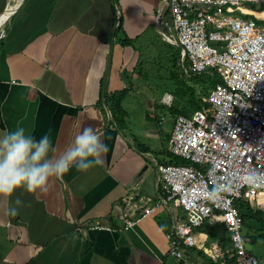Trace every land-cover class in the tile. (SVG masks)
<instances>
[{"label":"crops","instance_id":"obj_1","mask_svg":"<svg viewBox=\"0 0 264 264\" xmlns=\"http://www.w3.org/2000/svg\"><path fill=\"white\" fill-rule=\"evenodd\" d=\"M161 2L26 0L7 24L0 45V134L17 127L37 140L50 134L59 154L92 126L107 152L103 165L88 174L73 168L63 182L52 179L46 192L20 189L13 197L0 199V264H218L203 248L220 241H210L203 227L197 232L199 246L187 251L183 260L170 254L167 231L184 212L162 190L157 163L165 154L161 142L157 146L155 142L167 136L165 148L170 151L173 131H163L166 118H156L155 109H164L175 120L170 110L177 102L175 92L166 91L155 109L153 102L139 124L132 122L129 109L140 90L134 82L145 65L149 74L164 57L175 68L170 74L174 89V72L178 68L183 72L176 60L179 48L165 39L155 22ZM7 3L0 0V9ZM121 18L131 44H121L115 35ZM124 90L128 93L121 104L127 117L119 124L99 102L106 93ZM169 94L171 106L165 101ZM142 128L153 145L141 138ZM131 194L135 198L128 210L134 219L157 199L163 200L162 208L124 230L117 206L127 207L125 198ZM17 197L21 204H15ZM9 207H16L17 214H9ZM98 224L111 229L92 228ZM251 226L260 228L255 222Z\"/></svg>","mask_w":264,"mask_h":264},{"label":"built area","instance_id":"obj_2","mask_svg":"<svg viewBox=\"0 0 264 264\" xmlns=\"http://www.w3.org/2000/svg\"><path fill=\"white\" fill-rule=\"evenodd\" d=\"M251 4L262 7L264 0H162L156 16L162 35L179 48L188 77L211 73L221 79L204 99L212 105L211 115L197 111L175 119L169 149L188 164L158 165L164 197L185 214L167 231L170 254L177 259L199 246L198 227L216 221L228 226L232 246L212 243L203 248L208 256L221 264L233 258L235 264H264L246 247L236 205L245 200L264 211V26L246 9ZM253 172L260 182L249 179ZM134 198L128 195L127 207L117 206L124 230L162 208L157 199L134 219L128 210Z\"/></svg>","mask_w":264,"mask_h":264},{"label":"clouds","instance_id":"obj_3","mask_svg":"<svg viewBox=\"0 0 264 264\" xmlns=\"http://www.w3.org/2000/svg\"><path fill=\"white\" fill-rule=\"evenodd\" d=\"M57 152L50 134L37 140L23 127L0 134V199H9L20 189L29 193L46 192L52 179L63 182L73 168L78 173H90L103 165L107 145L98 130L88 126L59 154ZM249 179L257 183L262 177L253 172ZM21 203L17 197L15 204ZM8 211L16 215L18 210L9 207Z\"/></svg>","mask_w":264,"mask_h":264},{"label":"trees","instance_id":"obj_4","mask_svg":"<svg viewBox=\"0 0 264 264\" xmlns=\"http://www.w3.org/2000/svg\"><path fill=\"white\" fill-rule=\"evenodd\" d=\"M5 9V5L0 9V15L3 13ZM258 23L262 24L263 21H259ZM119 35L121 37V44L127 45L131 44L132 40L129 39L127 34H125L124 24H123V18L120 19V22L117 26L115 35ZM4 44L3 39L0 40V45L2 46ZM179 58V53L177 52V58ZM176 80V87L174 89V92L177 97V102L170 110L173 114L176 116L179 114H184L186 116H191L197 111H206L210 112V115L212 114V105L209 102H206L203 100L204 96L210 95L212 89H214L221 81L220 77H213L210 74H201L194 78H192L191 82L187 78L181 75V73L174 72V77ZM198 86L202 87V90H198ZM128 93V90L115 92L111 94H105L103 98L100 100V104H105L111 114L114 120L112 122L116 123H122L125 122L127 117V112L125 111L124 107L122 106V101L126 94ZM170 138V137H169ZM169 140V139H168ZM163 153L167 154L168 149L164 148ZM168 157L163 158L160 163H181L185 162L181 160L179 157L174 156L171 154L170 151H168ZM237 207L240 210V213L243 216L244 219V229H247V234L244 235L245 241L246 237L250 238V241H255L258 236L261 234H255L250 235V231L253 230V227L251 224L253 222L261 224L264 227V212L260 209H256L251 206V204L248 201L245 200H238L236 202ZM217 225V224H216ZM209 235V240H219L223 247H228L231 244V238L228 231V228L223 225L219 226H210L208 223L203 225V228L201 229ZM219 230H223L222 233H219ZM257 231H263V229H258ZM264 236V233L261 234ZM247 244V242H246ZM249 250V249H248ZM253 254L251 250H249ZM204 253V252H203ZM230 264H235V259L230 260Z\"/></svg>","mask_w":264,"mask_h":264},{"label":"rangeland","instance_id":"obj_5","mask_svg":"<svg viewBox=\"0 0 264 264\" xmlns=\"http://www.w3.org/2000/svg\"><path fill=\"white\" fill-rule=\"evenodd\" d=\"M25 2L23 3V5L25 4ZM8 3L10 4L9 0H8ZM15 3H19V0H17ZM6 7H7V5H6ZM246 9H249L250 11L254 12L255 14L251 15V17L255 18L257 20V22L263 21L262 25L264 26V6L259 7V5L256 6V5H252L251 4V5H247ZM16 14L14 16H16ZM247 17H250V16H247ZM119 22H118V24H119ZM156 24H157L158 27H160V25L157 22H156ZM6 31H7V25L4 26V27H2V29H0V40L3 39V36L6 33ZM170 53L172 54V52H170ZM161 58H162V61L158 60L154 64L155 68L153 69V72H149V74H148V68L145 65L144 68H142L140 70V73H139L140 74L139 75L140 76V79L134 82L136 85H138L140 87V90L138 91L139 93L134 97V100L133 101H135V102L134 103H130V105H129V109L133 110L132 116H133L134 120L132 122L134 124H139V123L142 122V117H143L145 111H147L148 109L152 108L153 102H154V109H155V107H156V104L155 103H160L161 102L160 101L161 99L159 100V98H161L166 91H170L171 93L174 91V87H172L173 86V83H172V80L170 79V74H171V71L174 70L175 68L173 67V65L171 63L168 64V61L166 59L164 60V57H161ZM179 59H180V50H179ZM144 61H146V60H144ZM176 70L178 72L180 71L179 68L176 69ZM182 76L186 77L187 75L184 72H182ZM187 79H190V77H188ZM168 96L170 97L172 95L169 94ZM208 96L206 98H208ZM165 101H166V99H165ZM166 104H168V103L166 102ZM172 104H174L173 99H172L171 104H168V105L171 106ZM155 114H156V116H155L156 118L157 117L162 118L163 116H165L166 122H165V124L161 125V127H162L163 131H166L167 133H170L171 134V132L174 131L173 127H174V124H175V120L174 119H171V115L168 114L164 109L163 110H157V109H155ZM166 114H168V115H166ZM179 115H181V114H179ZM182 115H184V114H182ZM137 127L140 128L139 125H137ZM146 132H148L146 130V128L145 129H143V128L140 129L141 138L144 139L143 140L144 142H147L148 144L153 145V143H151L149 141V139H147L145 137L144 133H146ZM160 142H161V148L163 147V149H164L166 147V145H167V136L161 135V140L160 141L159 140L156 141L155 142V146H157ZM171 154H173V153L171 152ZM164 157L165 156L163 155V158ZM160 164H171V163H162V162L160 163V162H158L157 163V170H158V165H160ZM181 164H188V162L187 161L181 162ZM254 208H256V207H254ZM256 209H259V208H256ZM242 218H243V216H242ZM243 222H244V219H243ZM206 223H209V222H206ZM206 223H204V224H206ZM222 225H224V226H226L228 228V226L225 223L222 224ZM81 227L83 228V225H81ZM201 227H203V226H201ZM201 227H198L197 228V231L198 232H199V230H200ZM259 229H263V231H260L259 232L257 230H251L250 231V235H255V234H258L259 235L260 233L261 234L264 233V227L261 224H260V228ZM228 231H229L230 238H231V244L228 247H231L232 246V234H231L229 228H228ZM245 234H247V229H244L243 228V235H245ZM261 234L253 242L250 241V238L249 237H246V242H247L246 247H247V249L251 250L255 256L257 255V257L260 258L264 262V236H262ZM214 243H217L222 249L223 248H228V247H223V245L220 242H214ZM193 248H195V247H192V248L188 249L187 251H189V250H191ZM203 251H204V249H203ZM186 252H185L184 257L182 259H179V260H183L185 258ZM204 254L206 256H208L206 254V252ZM208 257H210V256H208ZM218 264H221V261H219Z\"/></svg>","mask_w":264,"mask_h":264},{"label":"water","instance_id":"obj_6","mask_svg":"<svg viewBox=\"0 0 264 264\" xmlns=\"http://www.w3.org/2000/svg\"><path fill=\"white\" fill-rule=\"evenodd\" d=\"M26 0H20L19 3H17V5L14 7V9L12 8L10 11H9V3L7 4V7L5 8V10L3 11V13L0 15V21L4 20L5 24L6 23H10L11 20L13 19L14 15L18 12V10L21 8V6L23 5V3L25 2ZM10 2V0H9ZM3 23V22H2ZM2 24H0L1 26ZM111 119H112V116H110ZM147 167H144L143 170H141L137 175L136 177L133 179L132 181V184L136 183L137 181H139L140 177L142 176V174L145 172Z\"/></svg>","mask_w":264,"mask_h":264},{"label":"bare ground","instance_id":"obj_7","mask_svg":"<svg viewBox=\"0 0 264 264\" xmlns=\"http://www.w3.org/2000/svg\"><path fill=\"white\" fill-rule=\"evenodd\" d=\"M17 0H10V4H9V11L13 8L14 9V7H15V5L17 4V3H15ZM20 1V0H19ZM4 20H5V18L3 19V20H1L0 21V24H2V26H0V29H2V27H4V26H6L8 23H6V25H5V22H4ZM3 22V23H2ZM2 32V31H1Z\"/></svg>","mask_w":264,"mask_h":264}]
</instances>
